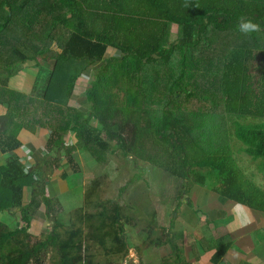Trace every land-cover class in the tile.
<instances>
[{
    "label": "trees",
    "instance_id": "16d2710c",
    "mask_svg": "<svg viewBox=\"0 0 264 264\" xmlns=\"http://www.w3.org/2000/svg\"><path fill=\"white\" fill-rule=\"evenodd\" d=\"M245 21L257 24L258 30L242 33ZM171 26L178 28L173 41ZM110 48L121 56L108 58ZM144 59L155 61L149 63H155L151 68L157 73H148ZM29 61L35 62L30 92L11 89L10 80ZM114 61L126 74L125 100L114 91L122 89L116 81L115 86L105 85ZM88 71L94 72V80L86 90L89 110L83 112L70 101ZM1 108L0 264L41 262L40 254L21 245L40 212L50 217L55 213L53 199L42 179L43 164H29L17 152L40 129L50 133L46 156L55 153L52 161L57 162L56 152L68 154L74 173L79 167L72 157L76 145L66 144L69 131L95 161L119 149L184 178L206 169L199 177L202 186L211 183L210 190L223 202L264 217V189L236 168L230 145L223 142L229 132L226 121L232 120L241 150L260 161L264 172V0H0ZM61 177L66 180L68 172ZM98 185L91 183L93 191ZM27 190L30 199L25 203ZM89 197L84 206L71 210L67 226L54 217L41 244L56 250L54 264H101L86 243L85 223L95 219L97 231L115 225L121 233L134 223L126 206ZM220 212L212 220L207 216V222L217 226L215 216H227ZM7 214L15 217V227L4 222ZM155 218L150 231L153 224L159 226ZM164 236V243H171V236ZM228 239L210 246L212 264H227L225 256L235 246L230 235ZM205 247L200 255L208 251ZM176 252L174 264H182Z\"/></svg>",
    "mask_w": 264,
    "mask_h": 264
},
{
    "label": "rangeland",
    "instance_id": "374dc122",
    "mask_svg": "<svg viewBox=\"0 0 264 264\" xmlns=\"http://www.w3.org/2000/svg\"><path fill=\"white\" fill-rule=\"evenodd\" d=\"M178 28L176 29L173 26L170 28V39L172 41L177 37ZM177 43L178 41H176ZM106 55L108 58H115L120 57L121 53L117 49L110 48ZM158 57L155 58L157 59ZM146 59L143 60L144 67L148 65V68H150V70H147L148 73L154 75L157 72L153 71L151 66L155 63L153 65L150 63L155 61L150 60L149 63ZM33 64H35L34 61H29L25 64L27 69L19 71L10 80L9 87L11 89L24 93L30 92L34 81L32 76L35 73L32 70ZM117 65L114 61V71L113 73H107L108 79L105 85L111 84L115 86L116 81L122 89L113 87L114 91L119 93V98L125 100L129 94L126 74L124 69ZM156 65L159 69L165 71V67L159 64ZM145 71L146 69H143V73ZM93 75V71L91 73L88 71L86 76L81 77L70 101L72 105L83 112L89 110L90 104L86 90L89 82L94 80ZM1 113L2 108L0 109ZM74 121L76 122L77 119ZM232 122V120L226 121L229 132L223 138V142L230 145L236 168L241 170L246 179L264 189V172L259 169L260 161H253L249 155L241 150L242 144L234 135ZM49 134V130L40 129L35 133V136L28 138L24 148L17 151L23 161L26 158L31 161L35 159L34 163L40 162V165L43 164L44 176L42 179L48 181L46 183L47 194L53 199L55 213L50 217L45 211L40 212L37 219L33 221V227L29 230L28 238L21 245L22 248L33 250V252L40 254V264H54L59 259L56 250L52 249L50 243L47 248H41V244L47 240L48 232L53 228L52 221H54V217L62 219L67 226L73 216L72 211L74 209L72 210V208L77 207V203H79L78 206H84L88 196L91 197L92 201L98 200V203L108 204L110 201L126 206L124 207L125 212L135 218L133 224L125 225L124 233H121L119 227L115 225L97 231L95 229L97 225L95 219L91 223L84 224L86 243L90 246L97 263L174 264L176 250H179L180 263L199 264L197 261L199 260L200 251L203 249L202 247L206 248L205 245H208V249H211L210 246L213 244L217 245L229 240L228 231L230 224L236 216L228 214L227 216H215V218L220 219L217 226L216 223L209 224L207 216L212 220L214 217H211V215L221 214L220 210L225 211L227 208H232L234 203H231V206L229 202H223L217 193L210 190L209 185L211 183L208 186L200 184L201 180L199 177L206 169L198 171V176L193 173L192 175L189 174L188 178H184L173 174L172 170L167 166L147 161L144 158L143 160L135 156H125L119 149L116 150V153H107L103 161H95L96 158L94 159V156L89 152H82V143L78 142L73 131H69L65 136L66 144L69 146L76 145L72 157L79 167V171L74 173L68 161L69 155L63 156L62 151H60V161H52L56 156L55 153H51L52 158L49 159L51 156L49 154L46 156L47 160H44V155L47 152L45 142ZM42 138L44 141H42ZM157 147V150L162 153V144ZM56 153L58 155V152ZM63 153L65 154V151ZM193 154L196 155V158L201 157L195 154L194 151H192ZM1 158L0 154V162ZM46 166H48V169H46ZM195 169L199 170V168ZM64 170L68 172V177L67 181L65 180L66 182L63 183L60 180ZM94 180L99 181L98 187L94 189L95 191H93L91 186ZM29 199L30 190H27L24 202H29ZM60 207L61 209H59ZM41 209L42 211L45 210L44 207ZM100 209L103 210L101 204ZM233 211L235 213L238 211L237 218H242V215L244 218L243 221H238L242 222L243 226L238 224L239 227L234 230L243 231L246 225L250 227L254 225L253 229L255 231L252 230L249 234H242L247 240L246 244H249V242L253 243V249L247 248L243 244L240 245V248L233 246L231 249L233 251L225 256L224 261L227 264H251L252 261H245L244 258L249 256L250 253L248 252L253 250L252 257L256 258V261L253 262L255 264H263L264 217L254 214L253 211L251 212L250 209L243 205L236 204L233 207ZM89 212L94 214L96 210L92 208ZM4 216H7L4 222L10 228L16 224L14 221L15 217L9 214ZM153 216L156 217L154 222L158 223L159 226L153 224L154 229L150 231L148 225L152 221ZM99 221H102L101 217H99ZM192 221H194V224ZM235 223L233 222L232 226ZM164 233L171 236V243H164L167 239ZM158 239L162 242L158 241ZM187 242L188 244H186ZM190 246L192 247L191 249ZM210 256L211 254H208L206 257L208 264L210 263ZM32 261L35 262L34 259Z\"/></svg>",
    "mask_w": 264,
    "mask_h": 264
},
{
    "label": "crops",
    "instance_id": "0c3cea01",
    "mask_svg": "<svg viewBox=\"0 0 264 264\" xmlns=\"http://www.w3.org/2000/svg\"><path fill=\"white\" fill-rule=\"evenodd\" d=\"M47 153L48 152H46V155H47ZM58 153H59V151H58ZM46 155H44V156H46ZM43 156V157H44ZM60 156H61V154H60ZM37 158H38V156H37ZM50 158H52V154H51V156L49 157V159ZM34 161H35V159H33ZM39 160H40V158H39ZM25 161H27L29 164H34V161H31V160H27V158H26V160ZM1 163V162H0ZM36 164H40V162L39 163H36ZM46 169H48V166L46 167ZM61 179V178H60ZM60 181H62L63 183L64 182H66L64 179H61ZM64 204V203H63ZM78 204L79 203H77V207H80V206H78ZM77 207H74V208H72V210L73 209H75V208H77ZM226 213L228 214V215H234V216H236L234 219H233V222L235 223V222H237V223H235V227L234 226H232V223L230 224V228H229V231H228V233H229V235L231 236V238L233 239V241H234V245H235V247L236 248H240V245L241 244H243L244 246H246L247 248H252L253 247V243H250L249 242V244H246V239L242 236V234L243 235H245V234H249L252 230H254L253 228H254V225L253 226H249V225H246V228L242 231V230H234V229H236V227H239V225L238 224H240L241 226H243V223L242 222H238V221H243L244 220V218H243V215H242V218H237V216H238V211L235 213L234 211H233V207L232 208H227L226 210ZM255 214V213H254ZM192 223L194 224V221H192ZM195 223H197V222H195ZM245 227V226H244ZM242 229V228H241ZM256 229V228H255ZM255 231V230H254ZM241 235V236H240ZM186 244H188V242L186 243ZM185 244V247H186V249H187V245ZM264 246V245H263ZM192 247L190 246V249H191ZM253 249V248H252ZM231 251H233V250H230L229 252H231ZM213 252H214V250L212 251V249H208V251H207V254H206V252H205V254L204 255H200V256H202V257H200L199 258V260L197 261V262H199V264H208L207 262H206V257L208 256V254H211V256H212V254H213ZM228 252V253H229ZM248 252V251H247ZM248 253H250V255L249 256H246V258H244L245 259V261H252L251 262V264H255L253 261H256V258H253L252 257V253H253V250H251V252H248ZM210 256V257H211ZM209 262H210V260H209ZM211 263V262H210ZM209 263V264H210ZM212 264V263H211ZM264 264V263H263Z\"/></svg>",
    "mask_w": 264,
    "mask_h": 264
},
{
    "label": "clouds",
    "instance_id": "9594fccd",
    "mask_svg": "<svg viewBox=\"0 0 264 264\" xmlns=\"http://www.w3.org/2000/svg\"><path fill=\"white\" fill-rule=\"evenodd\" d=\"M258 28L259 26L251 21H245L243 24H240V31L245 34L251 31H256Z\"/></svg>",
    "mask_w": 264,
    "mask_h": 264
},
{
    "label": "water",
    "instance_id": "95a60500",
    "mask_svg": "<svg viewBox=\"0 0 264 264\" xmlns=\"http://www.w3.org/2000/svg\"><path fill=\"white\" fill-rule=\"evenodd\" d=\"M155 57H157V55H155ZM58 157H60V151H59V153H58ZM47 167V166H46Z\"/></svg>",
    "mask_w": 264,
    "mask_h": 264
}]
</instances>
